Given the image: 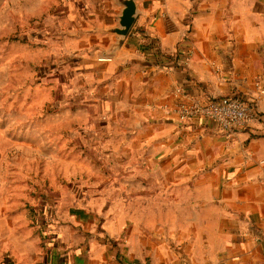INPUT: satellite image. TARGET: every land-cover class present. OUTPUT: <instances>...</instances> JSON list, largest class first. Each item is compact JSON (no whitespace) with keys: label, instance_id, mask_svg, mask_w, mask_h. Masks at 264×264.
<instances>
[{"label":"crops","instance_id":"crops-1","mask_svg":"<svg viewBox=\"0 0 264 264\" xmlns=\"http://www.w3.org/2000/svg\"><path fill=\"white\" fill-rule=\"evenodd\" d=\"M88 2L74 64L98 79L104 141L122 155L109 163L120 171L116 187L79 206L44 211L52 221L44 225L30 224L22 208L0 210V262L264 264L259 8L232 0H138L132 32L110 52L117 37L98 29L117 25L121 7ZM159 53L181 58L164 67ZM231 93L257 109L231 138L216 122H184L176 110L182 101Z\"/></svg>","mask_w":264,"mask_h":264},{"label":"rangeland","instance_id":"rangeland-1","mask_svg":"<svg viewBox=\"0 0 264 264\" xmlns=\"http://www.w3.org/2000/svg\"><path fill=\"white\" fill-rule=\"evenodd\" d=\"M232 1L252 3L264 17V0ZM90 5L0 0V210H27L30 224L117 184L120 171L109 163L122 155L104 141L98 79L74 64Z\"/></svg>","mask_w":264,"mask_h":264},{"label":"built area","instance_id":"built-area-1","mask_svg":"<svg viewBox=\"0 0 264 264\" xmlns=\"http://www.w3.org/2000/svg\"><path fill=\"white\" fill-rule=\"evenodd\" d=\"M240 94L231 93L207 100L191 99L176 106L182 121L208 119L216 122L230 138L246 129L257 117L255 103Z\"/></svg>","mask_w":264,"mask_h":264},{"label":"water","instance_id":"water-1","mask_svg":"<svg viewBox=\"0 0 264 264\" xmlns=\"http://www.w3.org/2000/svg\"><path fill=\"white\" fill-rule=\"evenodd\" d=\"M121 9L117 15V25L98 29L105 34H113L117 41L110 47V52L115 51L123 45L132 32L140 15L138 0H114Z\"/></svg>","mask_w":264,"mask_h":264},{"label":"trees","instance_id":"trees-1","mask_svg":"<svg viewBox=\"0 0 264 264\" xmlns=\"http://www.w3.org/2000/svg\"><path fill=\"white\" fill-rule=\"evenodd\" d=\"M146 47H144L145 49ZM159 60H161L160 62L162 63V65H164V67L166 66H169L172 62H177V61H180V58H181V54H178L174 57H168V56H162V53H159ZM241 98H246L245 96L243 95H239Z\"/></svg>","mask_w":264,"mask_h":264}]
</instances>
